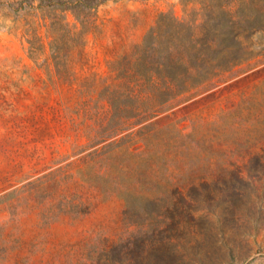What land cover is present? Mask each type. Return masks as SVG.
I'll return each instance as SVG.
<instances>
[{
    "label": "rangeland",
    "instance_id": "rangeland-1",
    "mask_svg": "<svg viewBox=\"0 0 264 264\" xmlns=\"http://www.w3.org/2000/svg\"><path fill=\"white\" fill-rule=\"evenodd\" d=\"M234 1L246 58L141 119L128 60L201 0H108L84 33L0 0V264H264V0Z\"/></svg>",
    "mask_w": 264,
    "mask_h": 264
},
{
    "label": "trees",
    "instance_id": "trees-1",
    "mask_svg": "<svg viewBox=\"0 0 264 264\" xmlns=\"http://www.w3.org/2000/svg\"><path fill=\"white\" fill-rule=\"evenodd\" d=\"M106 1L38 0L35 4V0L29 3L20 0V6H29L41 13L43 23H50L54 30L61 29L65 23L58 10L71 11L84 33L97 18L99 6ZM183 1L189 4V0ZM201 1L208 11L203 23H160L142 44L136 46L133 58L128 60L123 74L125 80L121 84L126 96L140 109L136 115L141 119L156 116L210 89L225 80V73L246 58L247 46L240 39V33L235 29L237 23L233 21L235 1ZM72 39L78 41L75 36ZM28 40L30 54L35 57L38 47L33 40ZM51 46L54 53L58 51L55 41ZM74 47L75 43L71 50ZM54 58L58 73L63 72L61 61L57 56Z\"/></svg>",
    "mask_w": 264,
    "mask_h": 264
}]
</instances>
